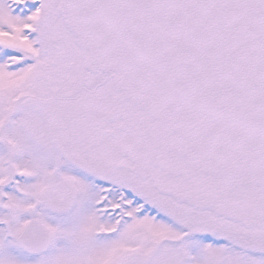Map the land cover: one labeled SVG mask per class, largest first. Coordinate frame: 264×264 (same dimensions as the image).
<instances>
[{"label": "snow or ice", "instance_id": "6c2138e0", "mask_svg": "<svg viewBox=\"0 0 264 264\" xmlns=\"http://www.w3.org/2000/svg\"><path fill=\"white\" fill-rule=\"evenodd\" d=\"M0 264H264V0H0Z\"/></svg>", "mask_w": 264, "mask_h": 264}]
</instances>
